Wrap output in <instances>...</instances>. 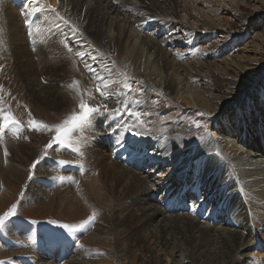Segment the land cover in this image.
<instances>
[{"label": "bare ground", "instance_id": "6f19581e", "mask_svg": "<svg viewBox=\"0 0 264 264\" xmlns=\"http://www.w3.org/2000/svg\"><path fill=\"white\" fill-rule=\"evenodd\" d=\"M257 1L264 5V0ZM211 2L217 9L205 0H38L35 4H28V0H0V72L22 68L30 95L38 104L32 116L26 112L14 113L18 121L26 124L34 115L46 121L61 120L67 115L74 116L73 109L79 104L101 111L97 116L105 113L101 118L93 113L87 121L73 127L57 151L40 153L39 141L28 145L6 138L4 151L10 154L13 151L17 164L28 165L27 158L39 159L29 172L32 179L22 202L38 200L54 188L59 213L87 206L96 214V220L92 231L83 238L84 243L104 246L105 260L128 264L127 255L132 256L137 247L139 257L147 264H161L155 249L162 251L170 264H264V245L256 243V235L264 232L263 64L259 59L232 56L227 47L208 58V62L202 63L196 58L198 51L191 49L194 40L190 38L198 27L210 33L213 29V34H217L222 22L218 12L236 14L243 4L242 0ZM199 4L206 6L207 13H201ZM35 12H39V18L28 31L24 26L31 18L35 19ZM179 32L185 39L176 36ZM259 37L258 32L252 33L253 51L261 50L264 44ZM185 41L187 51L171 49L182 47ZM82 59L84 63L78 64ZM48 66L54 71L46 70ZM228 70L245 72L254 78L256 94L250 98L251 104L243 105L245 111L231 91L226 96L210 91L212 75ZM89 80L111 82H104L108 94L79 96V90L87 89ZM125 81L174 96L191 112L203 113L206 117L222 112L211 123L214 137L203 145L206 138L191 144L182 138L168 142L162 133L150 134L135 141L142 146L138 157L131 156L130 163L117 159L115 152L119 154L121 149L117 148L121 144L136 146L132 142L136 125L151 124L142 115L121 124L127 115L120 98ZM74 82H78L79 89H73ZM79 115L80 111L75 114ZM5 125L0 124L1 134L14 132L22 136L20 124L6 125V129ZM228 133H231L229 139ZM215 154L222 157V162ZM149 155L158 163L166 160L169 167L153 168L155 165L152 167L149 161H143ZM44 157L49 158L45 164L54 169L55 176L43 166ZM4 163L13 179L26 181L27 172L13 168L10 161ZM149 166L152 171L146 170ZM171 178L176 179L175 187L172 182L171 187L166 185ZM196 188L199 196L189 201L187 196ZM155 194L160 197L154 200L151 196ZM8 197L0 193L3 200ZM215 199L218 202L209 205L208 211L212 214L208 215L207 211L202 215L204 206ZM224 199L231 212L227 218L220 219L223 213L218 204ZM212 220L213 224L222 220L223 225L215 229L210 226ZM226 225L233 228H223ZM240 225L246 227L241 232L235 229ZM21 226L24 229L15 235L11 230L17 226L7 223L0 230V239L7 242L6 234L10 241L21 232L25 234L28 228ZM89 229L86 227L82 232ZM29 233L33 235L32 231ZM51 239L52 242L43 244L42 240L34 250H29L33 262H102L97 258L101 255L92 254V250L71 242L54 244V234ZM42 251L44 255L38 256ZM86 254L91 257L85 258Z\"/></svg>", "mask_w": 264, "mask_h": 264}, {"label": "rangeland", "instance_id": "374dc122", "mask_svg": "<svg viewBox=\"0 0 264 264\" xmlns=\"http://www.w3.org/2000/svg\"><path fill=\"white\" fill-rule=\"evenodd\" d=\"M205 1L209 3L211 6H213L211 0H205ZM242 2L243 4L240 6V10L236 14L226 13L223 10L218 12V17L222 19V22L219 25L217 34H213L215 33L213 29L211 30L210 33L207 30H204L202 26L199 27L197 26L198 29L196 30L194 35L190 38V40L192 41L194 40L191 49H193V51L195 50L198 51L196 53V58L199 57L198 60L200 59L202 63H204L209 61L208 58L211 57L213 58V56L217 51H219L224 47H227L229 48L230 54L232 56H238V57L246 56L247 59H254V60L259 59L263 64L262 71L264 72V44L261 47V50L253 51L254 46L253 43L251 42L252 33L258 32L260 35L259 37L260 41L264 43V5H261L257 0H242ZM213 7L215 8V6ZM198 9L201 10V13H207L208 11L206 6H202L201 4H199ZM215 9H217V7ZM156 29L159 30L158 27H156ZM150 33H148V35H150ZM176 36L180 37V39H185V36H182L180 32ZM151 38L155 40H159L157 36H152ZM186 43L187 41H185L184 44L185 46L184 45H182V47L172 46L171 49L177 51H181V50L187 51L189 48L186 46ZM69 46L70 45L68 44L67 47L69 48ZM243 48L246 49L245 51H249V52H244V50H242ZM83 61L84 59H82V61L79 60L78 64L82 65L84 63ZM249 67L252 68L254 66L250 65ZM45 69L48 71L50 70L54 71V69L51 66H48ZM7 72H5L4 74L0 72V81L2 80V84L0 82V124H4V125L6 124L9 126L20 124L22 128L20 134L22 133L23 134L22 136H18L16 133L10 132V134L7 133L5 134L6 135L5 136L4 134L0 133V146H1L0 164L2 163L0 165V193H6L9 195V197L6 198L5 200L0 198V216H3L6 212L11 211L12 206L16 205V208L14 210L15 214L10 218H6L5 224L3 226H0V230L7 223H11L12 225L17 226V228L12 227L11 230V233L15 235L19 231H22L24 229L23 226H21V224L26 226L28 228V231L25 234L21 232L17 236H14V240H11L12 242L8 238V234H6L7 242H5L3 238L0 239V262H3V264H36V262H33L31 260L32 257L29 254L31 255L33 254L31 253L32 251L29 253V250H34V247L36 246L37 243H40L42 240L44 241L46 239L47 234H50V236H48V239L44 241L43 244H46L47 241L52 242L51 235L54 234V239H53L54 244L71 242V244L81 247L82 249L85 248L86 250L89 251L92 250L91 253L94 255H96V253L97 255H101V257L100 256L97 257L98 259L101 258L102 261L101 264H118V262L113 259L105 260L104 255L106 254L107 251L104 246L101 245L97 246L89 242L84 243L83 238H85V236H87V234L92 231V229L95 226V220H96V214L92 210H90L87 206L84 207L82 210L76 209L73 212H67L65 210L66 212L63 211L59 213L58 203L55 204L57 201L55 200L56 197L53 193L55 190L54 188L49 189V191L47 190L48 192H45L46 194L40 196L38 200L35 201L32 200L28 203L22 202V197L26 193L29 180L32 179L31 178L32 174L29 172L32 171L34 165H37L36 163L37 161L39 162V159L37 157L33 159L27 158L28 159L27 161L30 162L28 163V165H26V163L17 164L16 163L17 157L14 155L13 151L11 154L4 151L5 149L4 145L7 140L6 138H8L9 136L11 139H13L14 143L28 144V145L31 143H37L39 141V144H41V146H39L40 153L50 151L51 149L57 151L60 145L65 144L67 138H64L61 142H57L55 139L57 135L55 129L58 126H64L65 121H68L72 116L67 115L61 120L52 119L46 121L40 119L37 115L36 116L34 115V117L30 119L29 122H26V124L25 123L21 124L16 117L17 114L14 113L26 112L32 116L34 114L33 113L34 110L37 109L36 107L38 104L36 100H34L30 95L25 71L22 68L20 69L17 68ZM212 76L213 77L210 80L211 93L218 96H226L227 92L231 91L234 94L235 98L238 100L239 105L240 107H242V109H244L243 105H249L252 103L250 98H254L256 94L253 89V85H254L253 77H250L245 72H239V71L236 72L233 70H228L227 72L222 74L216 72ZM261 78H262V82H264V73L262 74ZM104 82H106L107 84L111 83L108 82L107 80H101L100 82L89 80L87 89L82 91L79 90V96H83V95L87 97L90 95L94 97L105 96L106 94H108L109 91L108 88H106V84H104ZM123 84H126V86H124L123 90H121L120 92V98L122 99L123 102V105L121 107L127 115L123 116L124 119L121 121V124H124L126 121L128 120L130 121L131 119L137 118L141 115L144 117H148L151 120V124H147L143 126L136 125L135 127L136 133L134 135V138L132 139V142L134 143L135 141L138 142L141 137L144 138L145 136H148L150 134L154 135L155 133L164 134L168 142H173L179 138H182L188 143L196 144L197 141H200L202 138H206L203 145L207 144V142L214 137V132H213L214 130L213 127L211 126V123H215V121L218 120V117L221 115L222 112L215 114L214 116H216V118L212 116V114L209 117H206V115L203 113H196L193 111L191 112L188 106H186L183 102L181 103L178 102L176 100V97L174 96L171 97L167 94H160L157 91H153L152 89H147V87L143 85L135 86L136 83L130 81L129 82L125 81ZM78 86H79L78 82H74L73 89L74 90L77 89ZM103 101L104 99L102 100V102ZM73 110H75L76 113L79 111L82 113L83 111V109L81 108V104H79L78 108L74 107ZM97 114H101V111H96L93 114L94 116H96V118H101L104 116L105 113L102 112L103 114L102 116H97ZM129 114L132 115L131 118L128 117ZM5 116H10L12 121H15V123H10L5 121L4 119ZM6 125H5V129H6ZM171 134H173V136H171ZM230 134L228 133L227 135V137L229 136L228 139L231 138ZM135 144L136 146H134V144L129 143L128 144L129 147L125 144H121L123 146L120 145L121 147H118L119 146L118 145L115 148L118 147L117 148L118 150L123 147H126V149H123V151H127L128 154L131 152L130 149H132V151L135 150L137 152L135 156L138 157L140 155L141 152L140 149L142 146H138L140 143H135ZM115 148L109 151L110 155H112L111 153ZM60 151L66 152V149H60ZM116 152H115L116 158L118 159L120 155L117 154ZM215 156L218 157L219 161L222 162V157L220 155L215 154ZM25 157L20 156V158L22 159L23 158L25 159ZM50 159L53 160L52 158ZM155 159H156L155 157L149 155L143 161H149L150 165L153 164L152 167L155 165L153 168L157 167L159 169L163 165L165 169L169 167L168 162L166 160H161L158 163L157 161H155ZM6 160L10 161V164L13 165V168L15 167L16 169H18V171L24 172V174H26V172L28 173V177L26 178V181L23 182L16 181L10 176V174L8 173V167H6L4 163ZM44 160L45 161H43V166L47 167V172L49 171L50 173H54L55 176L56 173L54 172V169H51V166L45 164L48 163L47 161L49 160V158L46 159V157H44ZM114 160L117 161L116 159ZM132 160L133 158H131V154H130L128 163H130ZM123 165L128 166L125 163H123ZM152 167L149 166L146 170L152 171ZM194 178L197 177L194 176ZM171 182L173 183L172 187L173 186L175 187L177 185L176 179L171 178L169 182L166 183V185L168 184L167 187H171V184H169ZM201 192L203 193V191ZM159 197L157 194L151 196V198L154 200L158 199ZM229 199H231V196H229ZM215 202H218V200L215 199V201L209 203L207 205L208 206L207 209L209 210V205L210 204L213 205L215 204ZM175 204L177 205L178 203ZM218 206H219V210L224 214V215L222 214L219 218L220 219H224L225 217L227 218L231 211L229 210V206L226 200L225 199L222 200L218 204ZM89 217H92L91 222L86 224L83 228H81L80 225L84 224V222L87 221ZM215 221H217V219ZM221 223H223L222 220H219L218 224L217 222L213 224L211 221L210 226H213V228L218 229L219 226L223 225ZM61 225H68L69 228L74 230L69 231V229L61 227ZM86 227L90 229L87 232L83 233L82 230H84V228ZM223 228L228 229L233 227L232 226L229 227L226 225L223 226ZM245 228L246 227L242 225L235 227V229L239 232H241ZM29 231L33 232L32 236H30ZM263 234L264 232L261 231L256 235V239H257L256 243L258 244L261 243L264 245ZM15 241L16 243H13ZM180 247H182L181 249H185L184 248L185 246L183 245H181ZM24 249H26L27 254L25 253V251H21ZM36 251L39 250L36 248ZM156 251L159 250L155 249L154 253L156 255L158 254L159 256L158 255L157 256L162 259L161 264L162 263L170 264L169 259L167 257L165 258V255L162 254L163 253L162 251H159V253ZM20 252H22V254H20ZM133 252H132L133 253L132 256L127 255L128 264L148 263L145 259L142 260V258L139 257L138 255L139 250L137 247L134 248ZM249 252L252 253V249H249ZM44 253L45 252L41 253V255L38 256L41 257L44 255ZM37 254L39 253L37 252ZM71 255L68 257V259L72 257ZM90 257H91L90 254H86L85 256V258L87 259H89ZM45 259L49 261L47 258H44V260ZM52 264H58V263L55 261Z\"/></svg>", "mask_w": 264, "mask_h": 264}, {"label": "snow or ice", "instance_id": "6c2138e0", "mask_svg": "<svg viewBox=\"0 0 264 264\" xmlns=\"http://www.w3.org/2000/svg\"><path fill=\"white\" fill-rule=\"evenodd\" d=\"M38 0H28V4H35L37 3ZM27 6V5H26ZM52 11H55L52 9ZM58 15V14H57ZM61 19H63L61 17ZM67 23V21H65ZM81 108L83 109V112L79 116H72L68 121H65L64 126H58L55 131L57 133L55 139L57 142H61L64 138L67 137L68 133L71 131V129L75 126H78L80 123L87 121L90 115L95 113L96 109H91V108H86L84 105H81ZM5 121L10 122V123H15V121H12L10 116H5L4 117ZM119 143V141H118ZM16 205L12 206V210L9 212H6L3 216H0V226H3L5 224L6 218L12 217L15 212ZM92 220V217H89L87 221L84 222V224H81L80 227L83 228L86 224L90 223ZM61 227L69 229V231H73L74 229L69 228L68 225H61ZM0 264H3V262H0Z\"/></svg>", "mask_w": 264, "mask_h": 264}]
</instances>
